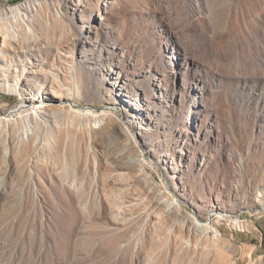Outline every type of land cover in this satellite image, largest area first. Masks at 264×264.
<instances>
[{"label": "rangeland", "instance_id": "rangeland-1", "mask_svg": "<svg viewBox=\"0 0 264 264\" xmlns=\"http://www.w3.org/2000/svg\"><path fill=\"white\" fill-rule=\"evenodd\" d=\"M0 264H264V0H0Z\"/></svg>", "mask_w": 264, "mask_h": 264}, {"label": "bare ground", "instance_id": "bare-ground-1", "mask_svg": "<svg viewBox=\"0 0 264 264\" xmlns=\"http://www.w3.org/2000/svg\"><path fill=\"white\" fill-rule=\"evenodd\" d=\"M22 18H23V20H25V19H26V16H25V15H23V17H22Z\"/></svg>", "mask_w": 264, "mask_h": 264}]
</instances>
